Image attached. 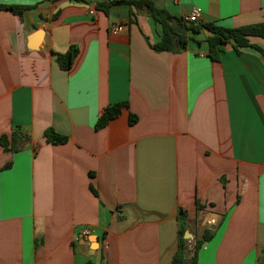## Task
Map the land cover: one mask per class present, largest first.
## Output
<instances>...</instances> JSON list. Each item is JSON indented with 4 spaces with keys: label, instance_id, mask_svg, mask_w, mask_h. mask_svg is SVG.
<instances>
[{
    "label": "crops",
    "instance_id": "obj_1",
    "mask_svg": "<svg viewBox=\"0 0 264 264\" xmlns=\"http://www.w3.org/2000/svg\"><path fill=\"white\" fill-rule=\"evenodd\" d=\"M95 1L0 0L35 6L0 11V136L21 131L16 152L0 148V264H169L178 209L192 243L211 234L196 264H264V40L224 45L217 62L202 35L156 53L145 13L130 23ZM152 1L178 19L196 9L199 24L264 22V0ZM70 47L62 71L55 55Z\"/></svg>",
    "mask_w": 264,
    "mask_h": 264
},
{
    "label": "trees",
    "instance_id": "obj_2",
    "mask_svg": "<svg viewBox=\"0 0 264 264\" xmlns=\"http://www.w3.org/2000/svg\"><path fill=\"white\" fill-rule=\"evenodd\" d=\"M72 3H84L85 0H66ZM124 6L128 9V22H133L137 12H143L151 21L158 26L159 40L148 47L153 52H168L178 53L185 50L186 44L190 41L194 42V36L202 35V29H206L212 33L211 37H203V43L206 49V57L211 62H217L219 54L224 45H229L235 54L239 53L242 48H258L249 43L250 38H260L264 40V22L250 24L235 28H224L212 24H199L194 22H185L183 19H178L170 16L164 9L155 6L152 0H96L93 9L108 16L114 8ZM35 6H9L0 4V11H8L12 15L20 18V16ZM76 55V49L70 47L64 54L55 55V63L62 71H67L70 68L71 62ZM124 103L111 105L102 109L96 123L95 129L103 128L108 121L116 118L122 109H126ZM136 116L128 113V125L136 123ZM21 138L19 129H12L10 134L0 136V148L4 152H16L17 143ZM43 138L51 145H61L66 142V138L57 135L51 129L43 132ZM7 163L2 167V170L9 168ZM92 195L96 196V192L90 187ZM196 211L200 210V206L196 203ZM186 214L183 210L178 209L176 213V251L173 254L169 264H196V255L201 245L206 242L211 234L204 231L199 239L194 240L190 250L191 255L186 258V240H183V234L186 230ZM103 238V237H102ZM99 264H105L100 261Z\"/></svg>",
    "mask_w": 264,
    "mask_h": 264
},
{
    "label": "built area",
    "instance_id": "obj_3",
    "mask_svg": "<svg viewBox=\"0 0 264 264\" xmlns=\"http://www.w3.org/2000/svg\"><path fill=\"white\" fill-rule=\"evenodd\" d=\"M89 14H92V11H90L89 12ZM183 19V21H185V22H194V23H197V21H198V13H197V10L196 9H193L191 12H190V14L189 15H187V16H185L184 18H182ZM119 30V28L118 27H112L111 29H110V33L111 34H115L116 33V31H118ZM89 231L88 230H86V229H83L81 232H80V235L82 236V237H86V236H88L89 235ZM104 242H102V248L104 247Z\"/></svg>",
    "mask_w": 264,
    "mask_h": 264
},
{
    "label": "water",
    "instance_id": "obj_4",
    "mask_svg": "<svg viewBox=\"0 0 264 264\" xmlns=\"http://www.w3.org/2000/svg\"><path fill=\"white\" fill-rule=\"evenodd\" d=\"M110 15H112V16H117L116 14H114V13H110ZM202 34H203V36L204 37H211L212 36V33L211 32H209L208 30H206V29H202ZM186 237H190V234L188 233V232H184V234H183V240H186ZM97 241V240H96Z\"/></svg>",
    "mask_w": 264,
    "mask_h": 264
},
{
    "label": "rangeland",
    "instance_id": "obj_5",
    "mask_svg": "<svg viewBox=\"0 0 264 264\" xmlns=\"http://www.w3.org/2000/svg\"><path fill=\"white\" fill-rule=\"evenodd\" d=\"M189 239H190V237H186V240H188V243L186 245V249H187V251H186V258H189V256L191 255L190 250H191L192 245H193L192 241L189 240Z\"/></svg>",
    "mask_w": 264,
    "mask_h": 264
}]
</instances>
